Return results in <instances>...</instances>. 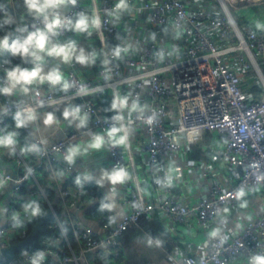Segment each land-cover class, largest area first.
Masks as SVG:
<instances>
[{"label":"built area","instance_id":"2783aa9c","mask_svg":"<svg viewBox=\"0 0 264 264\" xmlns=\"http://www.w3.org/2000/svg\"><path fill=\"white\" fill-rule=\"evenodd\" d=\"M7 2L15 23L6 31L0 26V37L6 32L20 36L15 30L23 26L43 27L41 20L19 12L16 0ZM116 3L77 0L63 14L73 20L80 12L100 16L101 27L83 33L97 53L98 72L86 78L70 65L65 75L95 89L92 94L34 85L22 100L0 95V110L7 108L0 111V134L18 132L16 154L6 157L14 165L0 166V178L7 181L0 191L9 187V204L0 220V254L30 236L22 201L38 202L34 186L47 176L64 220L54 210L59 228L55 237L44 240L43 248L33 242L19 248L16 256L27 262L40 250L43 264H128L126 233L158 219L175 241L169 264H249L252 255H264V30L256 27L264 24V0H129L131 11L119 20L109 15ZM60 37L62 43L73 40L70 31ZM118 45L130 46L119 59L111 55ZM12 58L0 54V84L5 83V69L16 65ZM19 64L31 67L21 60ZM115 91L139 97L148 106L145 115L155 112L157 119L148 125L134 114L131 147L105 145L111 169L124 166L134 179L120 185L116 209L103 215L97 229L85 222V209L100 191L92 183L78 187L80 160L69 165L63 157L84 134L110 127L111 116L98 100L105 94L113 98ZM76 103L93 126L56 141L42 134L32 137L30 128L22 136L10 123L26 106L37 113ZM32 143L42 149L33 154V163L20 154V147ZM170 165L173 185L162 188L156 180ZM59 171L64 175L57 178ZM240 191L244 195L238 198ZM14 213L23 222L19 227L14 226Z\"/></svg>","mask_w":264,"mask_h":264},{"label":"clouds","instance_id":"9594fccd","mask_svg":"<svg viewBox=\"0 0 264 264\" xmlns=\"http://www.w3.org/2000/svg\"><path fill=\"white\" fill-rule=\"evenodd\" d=\"M77 0H24V6L27 13L35 19L41 20L43 27H37L35 24L31 26H23L15 31L21 33L20 36H15L13 32H6L0 37V54L4 52L9 53L13 57H19L23 64H30L31 67H23L21 64H16L10 68L5 69L6 80L4 84H0V95L11 97L19 90L20 93L27 95L30 93L32 86L43 85L47 83L52 88H59V90L67 92L75 88V95L87 96L92 94L95 89L90 88L86 84L75 81H70L61 71L60 64H71L73 62L82 66L92 65L97 59L95 51L86 52L82 47H78L75 40L69 39L66 43H61L58 40L63 32L74 31L76 33L91 34L93 29L101 27V19L99 14L93 13L91 17L80 12L76 14V18L63 16L60 13L61 8L68 6H75ZM131 6L129 0H117L114 9L109 12L115 20H119L120 16L125 12H130ZM3 25H12L15 19L11 15H5L2 21ZM257 29L264 30V24L257 23ZM130 46L121 47L116 46L112 49L111 55L119 59L122 53H127ZM159 58H163V52L157 54ZM46 58L58 59L60 64L51 67L45 71ZM107 61H105V64ZM106 76V79H110ZM37 95L39 93L37 92ZM43 106V101L38 102ZM148 110L146 104H142L139 97H133L131 93L121 94L119 91L113 93L110 108L108 111L114 113L110 118V127L103 133H93L91 138L86 143H76L69 145L64 154V160L69 165H74L76 159L81 156L89 154L90 151H99L108 145L110 147L122 146L129 149L130 136L132 135L133 115L135 119L143 121L151 125L156 119L157 115L152 112L151 115H145ZM2 113L7 112V108H3ZM127 112V116L125 115ZM63 118L69 124L76 123L78 129L85 128L89 122V114L82 111L79 105H69L63 111ZM15 127L17 129L27 127L31 122L37 119V113L31 106L20 108L15 112L13 117ZM43 123L45 126H51L58 123L54 113L49 112L45 115ZM18 132L9 131L5 134H0V148L7 149L9 155H15L18 140ZM43 143V141H42ZM41 147L36 144H28L20 147V154L28 153L41 154ZM64 172L59 171L56 177H63ZM133 176L128 168L116 165L111 170L103 169L100 176L97 178L91 173H83L78 175L75 183L78 187L83 188L86 183H95L98 187H104L108 183L111 187L108 192L104 194L99 203V210L101 212H113L116 207V197L118 195L117 185H124L129 181H133ZM6 180L0 178V187L6 184ZM156 183L163 187H171L173 185L172 167L169 166L163 178H157ZM243 191L237 193V197H242ZM243 206V205H242ZM22 210L29 220L38 218L44 214L40 204L35 201H28L22 205ZM14 226L22 225L19 213H14L12 216ZM115 217H110V221L114 222ZM161 245L160 240H154L152 237L147 238V244L152 246ZM27 254V253H25ZM45 260V253L43 251H36L31 256L30 264H43ZM249 264H264V255L254 254L249 257Z\"/></svg>","mask_w":264,"mask_h":264},{"label":"crops","instance_id":"0c3cea01","mask_svg":"<svg viewBox=\"0 0 264 264\" xmlns=\"http://www.w3.org/2000/svg\"><path fill=\"white\" fill-rule=\"evenodd\" d=\"M60 13L63 15L67 8H61ZM71 38L76 41L78 47H82L86 50V52H92L95 51L94 46L88 41L85 40L83 33H76L74 31H70ZM59 42H63V39L61 37H58ZM16 64H19L20 58L19 57H13L12 58ZM57 64H60L58 59L55 58H46V65H45V71L50 69L53 66H56ZM70 65H73L84 77L86 78H93V76L96 75V73L99 70V65L97 62V59L94 64L82 66L78 63H71V64H60L61 71L66 75L67 69ZM43 89H56L50 87L47 83L40 85ZM26 95L22 94L17 90L16 94L13 96L15 100H22L25 98ZM101 97V98H100ZM99 97V104L100 101L104 98H110L109 94L102 95ZM112 101V98H110ZM73 106L79 105V103L72 104ZM102 105V104H101ZM69 105H64L61 107H52V108H43L37 112V119L33 122H31L25 129L30 128L31 129V136H38L40 134L44 135L49 142L56 141L62 138L66 137V134L71 133L76 130H83L84 128L78 129L76 127V123L69 124L67 120L63 118V111L66 107ZM52 112L54 113L58 123H55L51 126H45L43 123L44 117L47 113ZM93 126L91 119H89V122L86 127ZM85 127V128H86ZM95 128V127H94ZM26 132V131H25ZM91 136L89 134H84L81 136L78 140H76V143H86L90 140ZM8 155V151L2 150L0 148V162L3 163V160L6 159ZM80 162L78 163V170L83 174L85 172L91 173L95 177H99L101 174V171L103 169L111 170L110 162L111 158L108 153V151L103 148L99 151H90L89 154L85 156L78 157ZM95 186H97L95 183H92ZM98 187V186H97ZM111 186L108 183H105L104 187H98L101 194H105L106 190H109ZM117 190H120V185H117ZM8 192L9 187L6 189L0 191V220H3L6 215L7 207H8ZM119 201V195L116 197V202ZM156 221H159L158 219H155L153 221L146 220L142 225L140 226H134L131 227V230L128 232V234L124 237V242L127 243L126 245L128 248L131 246V248H135V250L142 256V253L147 255L146 259L143 260L142 264H158L162 260H165L168 262V252L169 250L175 245V241L167 234L166 229L164 225L163 228L160 229L158 226L159 224L156 223ZM85 222L87 224L92 225L93 227L100 229V223L97 221H90L87 217H85ZM160 222V221H159ZM147 230H153L154 234H151L150 237H152L154 240H160L161 238V245L158 247L155 245V243L152 246H149L145 251H142V240L146 237H144V231ZM143 232V233H142ZM148 238V237H147ZM126 246V251L128 250ZM128 253V252H127ZM129 257V254H128ZM129 260V259H128ZM169 263V262H168Z\"/></svg>","mask_w":264,"mask_h":264},{"label":"trees","instance_id":"16d2710c","mask_svg":"<svg viewBox=\"0 0 264 264\" xmlns=\"http://www.w3.org/2000/svg\"><path fill=\"white\" fill-rule=\"evenodd\" d=\"M16 7H17L18 11L21 13L27 12V10L24 6V0H16ZM5 15H12V9H11L9 3L7 2V0H0V21L3 20ZM0 26L4 31L10 30L9 25H3L2 23H0ZM10 63L15 64L16 62L13 59H11ZM105 96H106V94H105ZM110 100H111L110 98H104L100 101V104L105 106L106 109L108 110L110 108V105H111ZM108 113L110 116L114 115V113L111 111H108ZM10 123L12 125H15V121L13 118L10 119ZM25 131H26L25 128L19 129V132L22 136L25 135ZM24 143L26 144L25 140H24ZM27 155H29L30 159H32V163L35 162V161H33L34 160L33 154L29 153ZM3 163L6 167H11L14 165L13 162L8 161L6 159L3 160ZM34 189L39 192L38 203L40 204L41 208L43 209L44 214L38 218L31 219L30 222L27 224V228H28L29 233L31 234L34 231L35 226L39 222H43V228H42V230H40L37 233V235L35 236V240L33 242L37 248H43V247H45L44 240L55 237V235L59 231V228L57 226H55L58 222V219L56 218V216L54 214V210L59 215V217L64 220L63 208L59 205L58 193L56 191V188L47 176H45L40 181V186L35 185ZM23 192L24 193L26 192V188L23 189ZM103 196H104V194H101L99 192L98 193L99 198L97 200H94L93 202H91V204H89L85 209V214L87 215V218L92 222L100 221V219H102L103 215L106 213V212H101L99 210V203H100V200ZM27 200H28L27 198L26 199L24 198L22 203L27 202ZM156 223L160 225V226H158L160 229L163 228L162 227L163 225L161 224V222L156 221ZM130 230H131V228L128 230V232ZM128 232L126 233V235L128 234ZM144 232H145L143 234L144 237H149V236H151V234H154L153 230H147ZM14 242H19V240H14ZM123 244H124V248H126L127 243H125L124 240H123ZM127 248H128V246H127ZM125 253L127 256L128 264H142L143 260H145L147 258L146 257L147 255L141 256L135 250V248H131V246L128 248L127 251L125 249ZM128 254H129V257H128ZM0 264H30V262H27V261H25V260H23L17 256H15V258H9L3 254H0Z\"/></svg>","mask_w":264,"mask_h":264},{"label":"water","instance_id":"95a60500","mask_svg":"<svg viewBox=\"0 0 264 264\" xmlns=\"http://www.w3.org/2000/svg\"><path fill=\"white\" fill-rule=\"evenodd\" d=\"M0 166H5L4 163L0 162ZM43 228V222H39L36 226L34 231L30 234V236L28 237V239L17 243L7 249L2 250V254L9 257V258H15L17 251L19 250V248L24 245L25 243L28 242H34L35 240V236L37 235V233L42 230Z\"/></svg>","mask_w":264,"mask_h":264},{"label":"rangeland","instance_id":"374dc122","mask_svg":"<svg viewBox=\"0 0 264 264\" xmlns=\"http://www.w3.org/2000/svg\"><path fill=\"white\" fill-rule=\"evenodd\" d=\"M55 201V200H54ZM160 241H161V238H160ZM148 248V245H147V237L144 238L142 240V251H145L146 249ZM142 256H145L144 253H142ZM158 264H169L168 262H166L165 260H162L160 263Z\"/></svg>","mask_w":264,"mask_h":264}]
</instances>
